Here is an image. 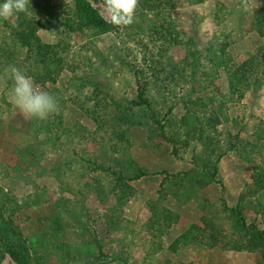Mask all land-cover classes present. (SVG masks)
I'll use <instances>...</instances> for the list:
<instances>
[{
    "label": "rangeland",
    "instance_id": "rangeland-1",
    "mask_svg": "<svg viewBox=\"0 0 264 264\" xmlns=\"http://www.w3.org/2000/svg\"><path fill=\"white\" fill-rule=\"evenodd\" d=\"M89 1L110 22L103 0ZM143 1L128 27L42 30L68 51L44 84L13 44L12 66L57 100L47 120L13 105L0 60V264H17L6 250L21 244L27 264H264V243L239 220L264 231V72L247 90L233 74L259 54L264 67L251 29L264 0L248 11L241 0ZM218 2L234 13L222 26ZM23 14L0 20V35Z\"/></svg>",
    "mask_w": 264,
    "mask_h": 264
},
{
    "label": "trees",
    "instance_id": "trees-1",
    "mask_svg": "<svg viewBox=\"0 0 264 264\" xmlns=\"http://www.w3.org/2000/svg\"><path fill=\"white\" fill-rule=\"evenodd\" d=\"M54 0H30L28 5L29 12L23 14L20 19L15 18L17 26L9 33L0 35V60H4L6 65L12 66L16 61V54L13 44L17 43L21 49L27 51V63L31 69V75L34 81L39 84L52 81L57 74L59 68L66 63L68 51L63 48L62 43H45L40 38V32L51 27L63 26L65 31L70 33H84L86 30H99L102 32H110L116 27L106 20L100 10L94 6L89 0H73V3L66 5H55ZM175 0H144L142 8L144 10L156 11L159 7L172 3ZM3 0H0L2 3ZM65 8H67L65 10ZM218 14L216 15L217 23L222 26L233 16V12L228 11L227 7L218 2ZM227 12V13H226ZM254 31L262 34L264 39V9L257 11L252 21ZM263 54V53H262ZM228 57V54H225ZM252 57L245 64L235 68L233 74L238 80L237 86L246 90L256 86L259 74L264 72V67L257 64L258 56ZM146 106H151L150 99L145 98ZM200 134L197 139L200 144L207 150H215V139L212 137V128L201 125ZM201 128V127H200ZM211 130V131H210ZM196 135V134H195ZM124 140V135H122ZM213 145V146H212ZM262 180H260V183ZM241 201H246L245 193L242 194ZM237 215L243 213L241 209ZM12 218H14L12 216ZM240 223L244 229L253 235H258L262 243H264V231L259 230L256 226L249 230L246 221L247 217L243 213V217H239ZM7 248V247H6ZM5 248V249H6ZM6 252L10 253L13 260L17 264H27L26 257L29 250L22 244L18 247H9Z\"/></svg>",
    "mask_w": 264,
    "mask_h": 264
},
{
    "label": "clouds",
    "instance_id": "clouds-1",
    "mask_svg": "<svg viewBox=\"0 0 264 264\" xmlns=\"http://www.w3.org/2000/svg\"><path fill=\"white\" fill-rule=\"evenodd\" d=\"M30 0H3L0 3V20H9L16 14L27 13ZM139 0H103L104 9L110 22L117 28L131 26L135 22V12ZM244 11L249 9V0H241ZM206 23V21H205ZM13 81L11 98L13 105L26 117L44 121L58 112L56 98L34 86L31 77L15 66H10Z\"/></svg>",
    "mask_w": 264,
    "mask_h": 264
}]
</instances>
